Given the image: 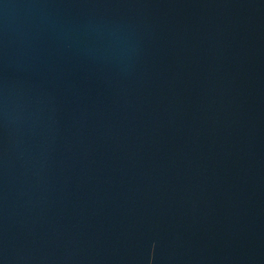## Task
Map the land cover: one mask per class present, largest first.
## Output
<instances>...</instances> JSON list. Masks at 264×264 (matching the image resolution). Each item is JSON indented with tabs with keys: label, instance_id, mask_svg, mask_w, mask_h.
Instances as JSON below:
<instances>
[{
	"label": "water",
	"instance_id": "1",
	"mask_svg": "<svg viewBox=\"0 0 264 264\" xmlns=\"http://www.w3.org/2000/svg\"><path fill=\"white\" fill-rule=\"evenodd\" d=\"M0 264H264V0H0Z\"/></svg>",
	"mask_w": 264,
	"mask_h": 264
}]
</instances>
